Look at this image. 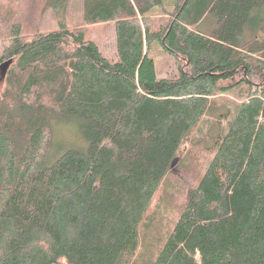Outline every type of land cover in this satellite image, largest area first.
Listing matches in <instances>:
<instances>
[{"label":"trees","instance_id":"trees-1","mask_svg":"<svg viewBox=\"0 0 264 264\" xmlns=\"http://www.w3.org/2000/svg\"><path fill=\"white\" fill-rule=\"evenodd\" d=\"M42 1L60 20L69 0ZM166 1L83 0L85 25L115 23L114 61L64 20L29 36L0 15V264H264V0ZM186 144L196 184L152 209Z\"/></svg>","mask_w":264,"mask_h":264},{"label":"rangeland","instance_id":"rangeland-1","mask_svg":"<svg viewBox=\"0 0 264 264\" xmlns=\"http://www.w3.org/2000/svg\"><path fill=\"white\" fill-rule=\"evenodd\" d=\"M166 2H170V0ZM166 5L169 6L170 4L166 3ZM43 6L42 0H19L17 4H10L5 0H0V15L4 14L7 10L12 11L14 20L21 25L24 34H28L29 36L37 32L56 30L58 29L59 21L64 20V23L70 28H83L86 36L96 43L102 55L108 60L114 61L117 59L114 22L85 25L83 0H69L65 10L60 15L62 18L60 20L59 16H56L52 10L45 9ZM5 46L6 44L0 41V65L9 59L14 62L13 58L7 57ZM152 56L158 78H171L175 76L176 64L173 57L167 51L155 45L152 48ZM0 95L5 101L9 102L13 98L11 92L7 89L6 76L5 78L0 77ZM53 126V135L58 144L63 145V149L68 147L86 149L87 142L79 134L76 119L62 121L57 119L54 120ZM203 158V154L199 148L194 149L186 144L182 148L178 163L174 164L172 177L168 182L163 183L159 194L155 197L152 209L159 202V206H162L163 212L170 209L172 211L175 203L180 202L178 192L180 191V195H182L184 191H187L196 184L198 178L197 167L200 166ZM167 215L169 217L173 216L172 214L171 216L170 214Z\"/></svg>","mask_w":264,"mask_h":264},{"label":"water","instance_id":"water-1","mask_svg":"<svg viewBox=\"0 0 264 264\" xmlns=\"http://www.w3.org/2000/svg\"><path fill=\"white\" fill-rule=\"evenodd\" d=\"M13 63V60L9 59L0 65V77L5 78L9 66Z\"/></svg>","mask_w":264,"mask_h":264}]
</instances>
